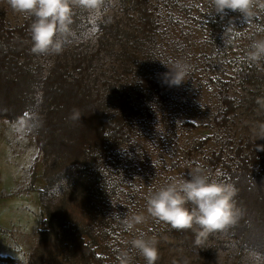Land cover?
<instances>
[{"label":"trees","instance_id":"16d2710c","mask_svg":"<svg viewBox=\"0 0 264 264\" xmlns=\"http://www.w3.org/2000/svg\"><path fill=\"white\" fill-rule=\"evenodd\" d=\"M111 2L117 12L95 21L73 10L59 55L32 54V18L11 25L0 9V120L22 124L45 182L39 192L43 229L28 264H118L122 249L130 250L132 264H145L127 243L130 233L118 215L130 217L139 180L154 175L139 160L143 145L161 139L159 114L175 106L165 65L177 61L203 74L216 105L209 134L162 163L157 187L190 179L199 167L212 181L235 187L239 218L199 245L194 230L155 223L151 232L210 264L229 249L237 264L249 254L264 261V139L248 131V116L236 123L242 110L254 112L264 89V60L246 59L252 40L264 38V12L246 23L238 12L226 10L221 18L205 11L201 0H104L103 6ZM187 33L200 34L199 63L189 58ZM73 110L81 122L70 119ZM238 124L248 136L235 131ZM38 164L36 158L31 190Z\"/></svg>","mask_w":264,"mask_h":264},{"label":"rangeland","instance_id":"374dc122","mask_svg":"<svg viewBox=\"0 0 264 264\" xmlns=\"http://www.w3.org/2000/svg\"><path fill=\"white\" fill-rule=\"evenodd\" d=\"M201 2L205 11L211 9L209 0H201ZM0 9L8 13L7 21L11 25L22 22L23 16L15 14L7 5L6 0H0ZM116 12L117 5L111 2L103 6L98 13L91 14V21ZM187 34L192 42V47L189 48V58L193 56L192 63H199L203 52V48L198 44L200 34ZM202 76V73L191 68L184 83L179 87H173L176 92L175 106L159 114L161 139L156 138V141L143 145V156L139 160L140 167L147 171L152 169L154 175L146 174L139 180L140 189L136 192L130 216L136 214L146 216L145 222L138 225L137 229L139 232L156 238L159 254L162 255L160 261L162 264H210L202 259L197 260L193 254L173 245L169 239L154 235L151 229L155 223L160 222L153 221L146 214L147 195L158 190L157 184L164 180L162 163H169L172 158L177 157L179 150L187 149L188 145L196 143L209 134L207 131L209 129L206 127H208L216 102L212 89L208 87V83ZM243 93V91L238 92L236 97L241 99ZM254 94L260 93L254 92ZM259 98H264V89ZM245 118L246 121L247 119L252 120L248 131L256 134L257 126L264 123V110L258 105L251 114L242 110L236 118V123ZM258 119H263V121ZM185 121L189 124L187 127L182 125ZM235 131L248 136V132L240 124L237 125ZM258 142L257 138L256 143ZM36 158L39 159L37 178L31 190V167ZM40 160L38 150L33 140L27 136L22 124L0 120V257L13 260L12 262L0 261V264H28L32 250L38 241V232L43 229V210L39 192L45 187V182L42 177L43 165ZM137 229H134L127 237L128 244L138 235ZM132 251L135 252V250ZM236 254L230 249L220 252L218 259L213 263L237 264ZM244 258L245 260L240 264H264L263 260L252 254Z\"/></svg>","mask_w":264,"mask_h":264},{"label":"clouds","instance_id":"9594fccd","mask_svg":"<svg viewBox=\"0 0 264 264\" xmlns=\"http://www.w3.org/2000/svg\"><path fill=\"white\" fill-rule=\"evenodd\" d=\"M10 9L18 15L32 18L29 27L32 41L31 53L34 55H59L64 49V38L70 31L73 10L78 8L91 14L98 13L104 0H6ZM209 6L216 15L223 18L230 10L238 12L248 23L259 13L264 12V0H209ZM249 62L259 64L264 60V38L252 40L246 53ZM165 65V64H163ZM166 83L179 87L190 74L191 66L177 61L171 68ZM257 105L264 110V98H257ZM73 121L80 120L78 110L70 116ZM259 139H264V123L256 129ZM236 189L228 183L214 182L201 169L196 168L190 179H175L146 197V214L153 221L169 226L172 230H194V243L199 245L201 238L223 231L237 223L239 209L234 198ZM191 205V207H189ZM121 221L123 230L131 233L145 222L146 216L124 215ZM130 241L131 249L143 258L145 264H156L159 259L158 241L147 233L139 232ZM130 250L122 249L118 264H132Z\"/></svg>","mask_w":264,"mask_h":264}]
</instances>
